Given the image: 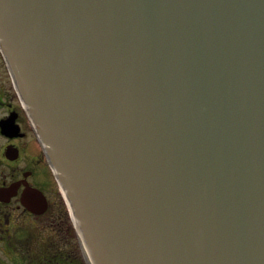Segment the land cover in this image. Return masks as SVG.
<instances>
[{
  "label": "water",
  "instance_id": "water-1",
  "mask_svg": "<svg viewBox=\"0 0 264 264\" xmlns=\"http://www.w3.org/2000/svg\"><path fill=\"white\" fill-rule=\"evenodd\" d=\"M0 48L87 264H264V0H0Z\"/></svg>",
  "mask_w": 264,
  "mask_h": 264
},
{
  "label": "flooded vegetation",
  "instance_id": "flooded-vegetation-1",
  "mask_svg": "<svg viewBox=\"0 0 264 264\" xmlns=\"http://www.w3.org/2000/svg\"><path fill=\"white\" fill-rule=\"evenodd\" d=\"M2 56L0 67L7 73L0 72V264H28L29 219L42 221L49 232L62 233L71 229V208L31 114L10 82L9 66ZM61 200L67 214L59 208ZM62 222L67 223L66 229ZM53 261L71 264L69 257L59 253L45 263Z\"/></svg>",
  "mask_w": 264,
  "mask_h": 264
},
{
  "label": "rangeland",
  "instance_id": "rangeland-1",
  "mask_svg": "<svg viewBox=\"0 0 264 264\" xmlns=\"http://www.w3.org/2000/svg\"><path fill=\"white\" fill-rule=\"evenodd\" d=\"M3 52L0 48V58ZM7 68V67H5ZM10 70V69H9ZM1 73H7L4 70V66L0 67ZM11 74V71H10ZM8 75V74H7ZM11 84L16 87L19 97H21L22 101L27 105L22 91L17 82V79L11 74ZM45 134V133H44ZM53 179V178H52ZM54 182V188L56 189V182ZM62 199V198H61ZM68 204L71 208V218L69 217V223L71 224V229H66L67 223H63L64 228L66 229L64 232H49L47 228L43 227L42 221H34L29 219L28 228H27V256H28V264H46L48 257L56 256L58 253L61 255H66L69 257L71 264H87L86 256L84 253L83 244L78 235V231L75 225V217L73 214V210L70 204V200L67 199ZM61 205L59 208L65 209L67 214L68 209L65 204V201L61 200ZM68 223V224H69ZM58 233V234H57ZM50 263V262H49ZM52 264H61L56 262H52Z\"/></svg>",
  "mask_w": 264,
  "mask_h": 264
},
{
  "label": "bare ground",
  "instance_id": "bare-ground-1",
  "mask_svg": "<svg viewBox=\"0 0 264 264\" xmlns=\"http://www.w3.org/2000/svg\"><path fill=\"white\" fill-rule=\"evenodd\" d=\"M67 199L71 200V199H70V196H67Z\"/></svg>",
  "mask_w": 264,
  "mask_h": 264
}]
</instances>
